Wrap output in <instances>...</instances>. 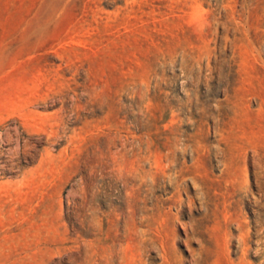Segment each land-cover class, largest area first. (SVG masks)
<instances>
[{
	"label": "rangeland",
	"instance_id": "1",
	"mask_svg": "<svg viewBox=\"0 0 264 264\" xmlns=\"http://www.w3.org/2000/svg\"><path fill=\"white\" fill-rule=\"evenodd\" d=\"M0 264H264V0H0Z\"/></svg>",
	"mask_w": 264,
	"mask_h": 264
}]
</instances>
